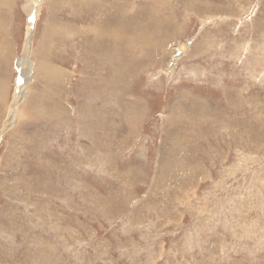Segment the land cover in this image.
I'll return each instance as SVG.
<instances>
[{"label": "rangeland", "instance_id": "374dc122", "mask_svg": "<svg viewBox=\"0 0 264 264\" xmlns=\"http://www.w3.org/2000/svg\"><path fill=\"white\" fill-rule=\"evenodd\" d=\"M2 1L0 264H264V0Z\"/></svg>", "mask_w": 264, "mask_h": 264}, {"label": "crops", "instance_id": "0c3cea01", "mask_svg": "<svg viewBox=\"0 0 264 264\" xmlns=\"http://www.w3.org/2000/svg\"><path fill=\"white\" fill-rule=\"evenodd\" d=\"M17 13L16 3L0 2V127L7 121L6 117L11 109L10 94L13 89L15 58L19 53V45L12 32L18 21ZM27 21L29 23L30 19ZM28 33L29 26L27 35ZM16 67L18 70V66Z\"/></svg>", "mask_w": 264, "mask_h": 264}, {"label": "bare ground", "instance_id": "6f19581e", "mask_svg": "<svg viewBox=\"0 0 264 264\" xmlns=\"http://www.w3.org/2000/svg\"><path fill=\"white\" fill-rule=\"evenodd\" d=\"M40 6H41V0H27L26 4L23 5L24 10L27 13L28 17H32V16L34 17L35 16L36 18H38V15L40 14L39 13L40 12ZM28 35H29V37H28L27 46H26V53H25L26 55L28 54V52L30 50L29 45L31 44V40H32V33H31V31H30V33H28ZM26 60H27V58L25 56L24 59H22V60L19 61V67H21L22 70L25 69V71H24L25 80H26L27 76L31 74V71H32V67H31L32 65L30 63L31 66L29 65L28 72L26 74V70H27L26 65L28 66V64H29L28 61H26ZM27 79H29V78H27ZM26 83H27V80H26ZM22 91L23 90H21L20 92H22ZM20 92L18 94H20V96H21V93ZM18 98H19V96H18Z\"/></svg>", "mask_w": 264, "mask_h": 264}, {"label": "water", "instance_id": "95a60500", "mask_svg": "<svg viewBox=\"0 0 264 264\" xmlns=\"http://www.w3.org/2000/svg\"><path fill=\"white\" fill-rule=\"evenodd\" d=\"M30 20L32 22L35 21V19H34L33 16L30 18ZM180 56H181V52H178L177 55H176V58H178ZM20 69L18 68V77H17V80H16L17 87H22V86H24L26 84V80H25V77H24V73H22V69L21 70Z\"/></svg>", "mask_w": 264, "mask_h": 264}]
</instances>
